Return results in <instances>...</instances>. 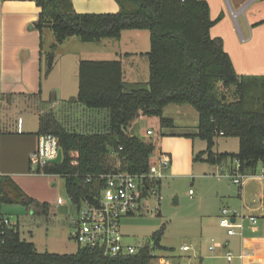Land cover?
Segmentation results:
<instances>
[{
	"label": "trees",
	"instance_id": "16d2710c",
	"mask_svg": "<svg viewBox=\"0 0 264 264\" xmlns=\"http://www.w3.org/2000/svg\"><path fill=\"white\" fill-rule=\"evenodd\" d=\"M2 1H31L39 8L35 30L42 33L49 29L54 36L45 54V75L52 70L55 47L69 38L99 43L119 40L124 31L149 33L146 85H126L119 60H80L78 92L66 102L64 113L79 105L100 115L95 128H68L47 109L39 116L34 135L37 139L56 137L63 155L60 166L46 168L44 173L62 176L66 195L74 202L82 193L83 176L108 172L117 162L131 174L149 173L155 146L130 136L126 128L140 115L156 117L159 137L165 136L162 130L174 128L173 120L163 115L169 105H189L197 113L196 132L184 136L205 143V150L196 155L195 161L221 166L237 160L241 173L249 176H254L261 164L264 176V76L235 73L222 40L210 36L218 20L210 19L205 1L114 0L119 7L115 14H78L71 0ZM231 88L234 91L229 98L226 93ZM219 137L236 138L237 152L214 153ZM3 204L21 205L28 214L42 216L48 215L50 208L27 197L6 176L0 177V210ZM163 231L160 228L153 233L139 253L113 259L81 247L71 255L39 253L33 243L20 238V233L10 234L0 243V264H153L151 253L165 250L160 246Z\"/></svg>",
	"mask_w": 264,
	"mask_h": 264
},
{
	"label": "crops",
	"instance_id": "0c3cea01",
	"mask_svg": "<svg viewBox=\"0 0 264 264\" xmlns=\"http://www.w3.org/2000/svg\"><path fill=\"white\" fill-rule=\"evenodd\" d=\"M203 1L209 6V16H211V6L214 3H217L220 9L225 10L231 32L234 34L239 46L253 43L255 33L252 27L255 23H250L244 12L250 9L258 0ZM71 3L74 11L78 14H115L119 11V7L114 0H71ZM39 12V8L31 1L0 0V177H9L27 197L41 203H47L51 207L57 201H55L57 190L50 186L55 179L52 176L47 180L46 176L31 175L28 157L37 147V137L34 134L38 130L39 116L47 109L52 111L59 119L60 113L58 112V115L55 112L56 106L63 108L70 98L76 97L78 92V64L83 59L73 49L65 48V51L59 50V47L66 41H74L72 40L73 38H69L58 44V47L54 49L52 70L48 75H45V54L54 43V36L49 29H44L42 33L35 30L33 24L37 21ZM146 32L124 31L120 39L115 40L118 46L115 47L113 56L115 57L114 60L121 62L123 82L126 85H146L148 82V63L145 54L149 51V34ZM215 38L222 40L223 49L229 55L237 75H264V57L260 61L261 56L256 58L240 52L237 54L235 63L227 51L223 37ZM109 41V39L102 40V43H105L104 47H109ZM110 60L112 59L97 61ZM168 107L164 109V116ZM19 109L20 111H18ZM74 110L77 112L84 111L86 114L90 113L79 105L71 106L68 109L71 112H75ZM28 111H31V116L25 118L23 114ZM13 112L14 117L18 112L21 115L17 114L16 121L11 122L9 115H13ZM140 117L144 118L142 115L136 118L128 125L126 132L130 136H137L143 142L153 144L152 141L145 138L146 134L141 136L142 138L138 136L139 133L135 127L137 119H140ZM171 119L174 122V128H179L181 131L162 130L165 136L161 138L157 136L154 145L153 157L162 153L167 154L171 159L169 167L164 171V177L160 180L158 190L160 191L163 179H176V183L184 182L189 184L190 182V185H195L197 192L203 191L205 185L210 183V181H214L218 183L216 184L215 193L217 195L221 194V182L217 179L208 178L206 175L207 167L215 168L216 166H210L199 160L195 161L196 155L205 150V145L203 142L198 143L197 138L184 137L187 134L196 132L197 121L193 126L194 131L189 132L187 130L188 126L183 123H177L173 117ZM147 120L151 121L150 119ZM154 121L158 122V120ZM93 127L95 128V125ZM186 130L187 132H185ZM147 132H150V130H147ZM151 133L153 136V132ZM217 178L224 177L218 175ZM246 182L242 190L246 186ZM262 182L261 190L264 186V181ZM174 188L175 186H172L170 190L174 192ZM188 192H190V189ZM188 201H190L191 206L196 211L200 210L198 205L202 203L198 196L194 197V199H188ZM260 202L262 204L263 201L260 200ZM253 204L254 200L252 201ZM141 207L142 204L140 211ZM248 207L243 201L241 202V208L243 210L245 208L249 209L251 212L250 216H253V210L263 211L264 209V206L262 208L257 206ZM1 211H4L3 214L6 215L5 210ZM219 214L217 215V220L213 217H206L208 215L200 217L202 221H205L204 223L202 222V227L197 233L201 244L195 251L190 247V251H193L192 256H182L181 254L177 255L174 252H168L164 256L156 255L158 259L169 260L172 264H180L182 262L204 264L207 260L212 261L210 264H236L238 260L240 261V258L242 260L243 257H248L252 262H249L250 264H264V235H261L264 232V225L259 229L251 227V230L249 229L248 233L245 232L244 235L233 236L240 239L239 246H235L232 250L234 253L237 252L238 255L235 257L231 253L233 260L231 263H227L224 253L226 251L231 252L230 246H232V243L230 240L233 237H227L225 230L218 226ZM214 221H217L216 225H214ZM256 234H259V236ZM122 236L125 240L126 238L128 239V237ZM208 238H211L210 240L214 238L219 244L223 245V248L216 249L212 254L209 253L207 250L210 243V241L208 243ZM205 244H207L206 248ZM182 247L179 248V252H190H182ZM205 251L210 254L209 257H206L207 253ZM158 259L153 264H158Z\"/></svg>",
	"mask_w": 264,
	"mask_h": 264
},
{
	"label": "rangeland",
	"instance_id": "374dc122",
	"mask_svg": "<svg viewBox=\"0 0 264 264\" xmlns=\"http://www.w3.org/2000/svg\"><path fill=\"white\" fill-rule=\"evenodd\" d=\"M225 13V10L220 9L217 3L212 4L210 19L212 21H218L210 31L211 38L223 37L227 51L235 63L237 54L240 52H244L256 58H260L261 56V61L264 57V0H258L257 3L244 12L245 16L250 20V23H255L252 27L254 28L255 33L254 40L253 43L249 45L239 46L238 42L235 40L234 34L231 32V27ZM146 33L149 34L148 32ZM72 38L74 41H66L61 47H59V50L65 51V48L73 49L79 53L80 58L83 60L97 61L102 59H115L113 55L115 54V47L118 46V43L115 40L109 39V47L106 48L104 47L105 43H102V40L100 43H83L75 37ZM57 47L58 45L55 49ZM233 91L234 88H231V90L226 93L229 98H231L230 93ZM63 110L62 107L60 108L59 106H56L55 112L58 115L60 113L59 119H61L68 128L83 130L85 125L90 126V124H92L91 126L93 127L101 119L100 115H93L92 113L86 114L84 111L77 112L74 110L75 112H71L66 110L67 112L64 113ZM18 111H20V109ZM14 112L13 115H9L11 122L16 121L17 114L21 115V113L18 112L14 117ZM23 115L25 118L31 116V111H28ZM196 115V111L189 105H169L165 114L167 118L173 117L177 123H183L188 126L187 130L189 132L194 131L193 126L197 121ZM147 119H150L151 121H148ZM154 120L158 119L156 117H140V119H137V125L135 127V129H137L136 131L139 133V137L145 136L147 130L153 132V136L146 135L145 137L152 141L153 145H155L156 137H159L160 132V125L158 124L159 120L158 122ZM187 130L185 132H187ZM170 131L179 132L181 130H179V128H173L170 129ZM197 142L201 143L203 141L197 139ZM203 144L205 145L204 142ZM237 150L238 140L236 138L219 137L215 139V146L213 148L214 153L233 154L236 153ZM231 167H234L233 163H224L215 168L207 167V177L217 179L221 182V185L219 184L221 186V194L219 195L215 193L216 184L218 183L214 181H210V183L205 185L203 191L197 192L195 185H190V182L189 184L184 182L176 183V179H163L160 191L156 197L149 194V196L141 202L142 207L140 212L135 216L126 217L121 220V234L128 237V239L126 238V241L129 244L142 245L149 240L153 233L157 232L160 228H164L160 240V246L166 251L155 250L153 254L164 256L167 255L165 253L174 252L177 255L192 256L193 251L181 253L179 252V248L186 245L189 248L192 247L194 251L196 248L198 249L201 242L199 241L197 233L202 227V222H205L200 218L202 215H208L206 217H213L217 220V215L221 209H226L231 213L238 211V214L246 216L242 222V235H244L245 232L248 233L251 227L259 229L264 225V209L263 211L253 210L254 213H252V215L256 217V224L252 226L248 220V216H250L251 212L247 208L243 210L241 208V202L243 201L244 204L250 208L255 206L261 207L264 203L263 201L261 204L259 200V194L261 193L260 191L263 183L260 181L262 178V166L261 164H258L254 176L246 182V186L243 188L242 192L231 183L229 178H217L218 175L227 173ZM165 170H163V172ZM49 178L50 176H46L47 180H49ZM52 178H54L55 181L53 180V183L52 185L50 184V186L57 190L55 201L58 198L61 199L64 203L63 207L54 204L49 208L48 215L44 216L28 214L21 205L17 204H3L2 210L6 211L7 216L12 222H19L20 238L33 243L39 253L48 252L58 255H71L78 249V245L70 239V233L72 232L73 227L70 225L69 221L74 218V213L70 210L71 205L67 202L64 179L57 176H52ZM168 186L170 187L168 188ZM172 186H175L174 192L170 190L172 189ZM189 189L190 192H188ZM197 196L202 204L198 205L200 210L198 209L196 211L194 207L191 206L188 199H194V197ZM253 200L254 204L252 205ZM216 223L217 221H214V225H216ZM256 235L259 236V234ZM261 235H264V232H262ZM210 239L211 238H208V243ZM239 241L240 239L238 237H233L230 240L232 243L230 251L235 257L238 254L237 252L234 253L232 250L235 246H239ZM206 246L207 244H205V248ZM206 253V257H209L210 254L208 252ZM240 261L238 260L236 264L252 263L248 257H243L242 260L240 258ZM210 263H212V261L207 260L204 264Z\"/></svg>",
	"mask_w": 264,
	"mask_h": 264
},
{
	"label": "built area",
	"instance_id": "2783aa9c",
	"mask_svg": "<svg viewBox=\"0 0 264 264\" xmlns=\"http://www.w3.org/2000/svg\"><path fill=\"white\" fill-rule=\"evenodd\" d=\"M152 135L151 132L146 133ZM222 136V133H220ZM60 150L58 139L51 135L40 136L37 139V147L34 152L29 154V164L31 175L48 176L45 169L55 167L51 164ZM171 159L167 154H158L152 157L149 173L146 175H134L123 171L117 162L108 172H102L95 175L82 177L80 187L82 193L74 202L71 196H67V202L71 205L70 210L74 213L69 223L73 227L70 233V239L78 247L98 250L106 258H120L124 256H133L140 252L144 247L142 245L129 244L120 232V222L123 218L135 216L140 212L141 202L149 194L158 195L156 182L164 177L163 170L167 169ZM234 167L227 173L220 174L221 177H227L232 184L241 192L245 182L252 176L245 175L240 171V163L235 160ZM61 177L62 176H58ZM264 181V176L261 178ZM261 201H264V186L259 195ZM160 199V198H159ZM58 206H64L61 199H57ZM246 216L238 213H231L226 209H221L218 226L225 230L227 237L241 236L242 222ZM233 220V221H232ZM250 224H256V217L248 216ZM17 222L1 213L0 210V243L3 244L10 234L19 233ZM223 248L216 240H210L207 248L209 253H214L216 249ZM182 252L190 251V248L183 246ZM152 254V262L158 257ZM224 258L227 263H231L233 255L226 251ZM158 264H172L169 260L158 259ZM180 264H189L182 262Z\"/></svg>",
	"mask_w": 264,
	"mask_h": 264
},
{
	"label": "water",
	"instance_id": "95a60500",
	"mask_svg": "<svg viewBox=\"0 0 264 264\" xmlns=\"http://www.w3.org/2000/svg\"><path fill=\"white\" fill-rule=\"evenodd\" d=\"M62 158H63V155H62V151L59 150L58 151V154L56 156V158L54 160L51 161V164L55 167H58L60 166V164L62 163ZM233 221V220H232Z\"/></svg>",
	"mask_w": 264,
	"mask_h": 264
}]
</instances>
